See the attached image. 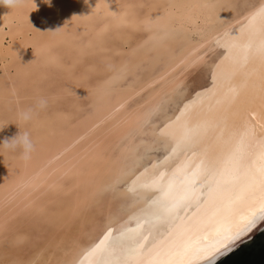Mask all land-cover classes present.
I'll list each match as a JSON object with an SVG mask.
<instances>
[{"label":"bare ground","instance_id":"bare-ground-1","mask_svg":"<svg viewBox=\"0 0 264 264\" xmlns=\"http://www.w3.org/2000/svg\"><path fill=\"white\" fill-rule=\"evenodd\" d=\"M233 3L234 0H148L146 4L142 0H50L49 4L45 0H25L19 6L21 11L0 6V59L15 70L13 77L6 74L0 80V97L9 86L16 92L11 83L14 76L20 75L19 80L24 82L29 75L31 84L45 76L38 73L41 69L36 72L39 66L47 71L62 68L69 80L66 93L79 91V95L90 97L102 108L101 116L93 121L88 117V123H84L88 127L72 138L66 129L73 125L75 114L60 106L38 113L30 121L35 140L44 145V153L40 152L44 160L38 169L29 167L24 180L0 183V245L12 250L15 244L25 242L29 238L26 227L42 218L51 225L64 222L67 226L79 208L94 206L104 193L112 192L119 198L126 217L134 220L132 225L120 227L119 237L132 242L118 264H208L264 225V32L252 29L248 34L245 43L254 52L249 54V68L244 65L240 69L243 79L236 81L232 73L225 74L222 83L231 84L235 90V97L227 105L217 106L200 124L188 122L183 115L171 121L172 114L167 110L169 103L175 104L184 94L178 76L200 61L213 42L219 43V36L224 40L231 34L226 13ZM141 8L147 14L140 13ZM150 16L153 23L146 27L145 20ZM126 30L145 34L129 49L110 42L112 35L120 40ZM4 35L10 38L8 47L1 45ZM259 45L263 49L257 52ZM162 58L168 61L153 74ZM143 67L146 73L137 75ZM95 75L101 78L89 84L87 80ZM145 96L154 99L153 114H160L166 123L158 131L150 110L142 107ZM137 97L135 108L128 107ZM146 124L151 126L152 142L139 138L126 149L121 148L118 160L112 157L110 149L116 139L143 136ZM17 125L22 126L19 119ZM8 132L5 126L3 133ZM98 135L107 136L106 145L97 144L94 138ZM53 136H63L69 143ZM160 147L162 152L163 148H183L187 155L179 158L164 176L150 181L151 165L144 164L143 159ZM133 181L136 187L128 192L129 187L123 186ZM73 191L77 197L82 196L77 202L71 199L70 205L67 196ZM17 201L20 204L15 207ZM8 202L12 204L5 207ZM94 212L81 216L82 222L76 223L77 235L52 237L50 264L109 263L110 238L100 237L95 227L87 232L86 241L79 238ZM142 217L151 219L143 232L139 223ZM117 219L118 215L108 210L101 222L106 228Z\"/></svg>","mask_w":264,"mask_h":264},{"label":"rangeland","instance_id":"rangeland-1","mask_svg":"<svg viewBox=\"0 0 264 264\" xmlns=\"http://www.w3.org/2000/svg\"><path fill=\"white\" fill-rule=\"evenodd\" d=\"M142 1L146 4L148 0H142ZM17 10L18 11L20 10L19 7H17ZM157 10L162 11L161 7H158ZM139 12L143 14L144 13L147 14L145 8H141ZM258 19H260V22H257ZM226 20L230 22V25L228 26V30L231 32V34L229 35V37L223 40V38H221L223 36H219L220 42L219 43L213 42L215 44L212 46L213 49L210 48L212 50L210 49L205 50L203 52V57L200 61L196 62L194 65H192L190 68H188L178 76V79L180 81V82L178 81L179 88H183L185 90H184V94H182L183 96L177 99L175 104L169 103L168 105L167 110L169 113L172 114L171 121H174L175 118L181 117L183 115L185 117V120H188V122L191 121V123L200 124L206 118V116H208L211 113V111L213 112L217 109V106L218 107L225 106L235 97V90L233 86L231 84L222 83V80L225 78L224 77L225 74L227 75L229 73H232L233 75L232 78H235L236 81L242 80L244 76H243V72H241L240 69L245 66L246 68H249V66L251 65L252 57L249 54L252 55L254 51L252 52V50L249 49V47L246 45L245 42L248 41V34L252 29H257L262 33L264 32V0H234V3L226 13ZM151 23H153L152 16H150L149 19L147 18L145 20L144 25L146 27H149ZM79 32L80 31L78 30L76 34L78 35ZM143 34H145L144 31L132 32L130 30H126L124 33L122 32V34L120 35V40H115L116 37L112 35V39H110V42L114 41L120 47L124 46L123 47L124 49H129L138 43V40H140L143 37ZM3 38L4 40L2 41L1 45L4 47H8V45L10 44L9 36L4 35ZM123 39L126 40V43L122 41ZM82 40L79 39L78 42L79 41L81 42ZM255 49L257 50V52H259L263 49V45L261 46L259 45ZM246 57L248 59H246ZM96 60H97V64L99 66H102L99 58H96ZM246 60L248 61L246 62ZM167 61H168L167 58H162L160 62L156 65V67L152 70V73L154 74V72L156 73L157 71L161 70L164 66L163 63ZM236 65L239 68H237ZM45 69L46 68L43 66L38 67L36 72L40 70L38 73L39 74L44 73L45 76L44 78L42 77V79H39L40 81L39 80L35 81V83L32 82L34 80V76L33 75L30 76L32 82L31 84L30 82H28L29 75L25 77L26 80L24 82H21L19 80L21 79L20 75L14 76V78H12L11 80V83L12 85L16 86V92H12L13 86H9V90L6 93H4V96L0 97L1 100L0 128H2L0 129V143L4 142L5 139L13 138L15 135L18 134L20 129L21 132L28 131L30 133V136L35 146V150L32 153L31 158L28 160H24V159L22 160L18 151L8 150L5 149L2 145H0V156H1L0 183L8 182L10 180H18V181L24 180L27 177L28 172L30 170L29 167H32L33 169H38V167H41L43 164L42 160H44V156H43L44 145L41 146L35 140L34 137L35 130L31 128L32 127L31 122H28L26 124L22 123V126L20 125V127L17 125L18 112L22 109L33 106L38 97H45L47 100H49L47 107L43 110H40L38 113H43L46 111L51 112L53 109H55V107L60 106L65 111H69L75 114L72 117L73 125L67 127L66 129V134H69L68 136L69 138L76 136V134L85 130L88 127L89 124L84 126V123L85 121L87 122L88 117H91L92 118L91 121H93L96 120L99 116H101L100 114L102 108L97 107V105L91 101L90 97L86 98L84 96L79 95L80 94L79 91L69 94L66 93L67 92L66 86L69 85V80H67L66 78V70L61 68V69H48L47 71ZM146 70L147 69L143 67V71H137L136 74L139 76H143V74L146 73ZM230 70L231 72H228ZM234 71L236 72L233 73ZM6 74H10L13 77V75H15V70H13L12 65H9L8 68V63L6 60L3 61L2 59H0V80L4 76H6ZM129 75L127 76V80L130 81L132 76ZM99 78H101L100 75H95V77H90L87 81L89 84H92L95 82V80H98ZM26 81L28 84L26 83ZM137 98L131 100L128 103V107L135 108V104L139 100V97ZM146 98L147 96H145V102L143 103L142 107L150 110V114H152V119L153 121H155L156 130L158 131L160 130V128H164L166 123L164 121H161L162 119L159 118L160 114L159 115L153 114L154 111H152V108L155 105L154 99L148 100V98L147 99ZM70 102H72L73 104ZM197 107H199V109ZM209 107L211 110H209ZM192 110L194 111L196 110V111L194 112ZM188 112H190L189 115L191 117L188 115ZM200 114H202L201 115L202 117L200 116ZM5 126L9 127L8 133H3ZM150 128H151L150 124H146L144 126L145 132L143 136L133 134L129 136V138L127 137L122 140L116 139L113 142L112 147L110 149V152L112 153V157L118 160V157L121 156L122 153L121 148L126 149L128 146H131L136 141H138L139 138H142L147 142H152L151 140L153 139V136L149 134ZM63 136H60V138L59 137L57 138V136L56 137L53 136L52 138H57L58 140H61L63 143L68 144L69 140L64 141L65 137ZM106 137L98 135V137L94 138V140L97 141L98 145L100 144L106 145V143L108 142V138ZM180 149L177 150L168 149L169 151L168 150L166 151V149L164 150L163 148V152H162V147H160L158 149H155L151 152L149 151V153H147L146 156L147 158L145 157L144 158L145 160L143 159V161L144 164L149 166L151 165L149 167V171L151 173L149 177L150 181L151 180L153 181L154 178L155 179L157 177L159 178L162 175L164 176L168 171H170V169L175 164H177L179 158H182L183 156L187 155V153H185L186 149L183 148L181 150ZM173 151H175L177 155L174 154ZM40 152L43 153L41 154ZM162 157L163 159L161 161L160 158ZM168 159H170V161ZM22 166H23V170H22ZM165 166L168 167L165 168ZM138 171H141V169H138ZM152 171L154 172L152 173ZM138 177L141 180L145 181L143 176L139 175ZM68 182H70V180H68ZM66 185L69 184L66 182ZM126 185H124L123 187H125L126 189H128L129 187L128 192H131L136 187V182L133 181V183L131 182L130 184H126ZM72 193L73 194L71 196L70 194L67 196L68 203L70 205L73 203L71 199H73L74 202H77L78 199H80L82 196V194H80L77 197V192L74 191ZM38 198L40 197L37 196V199ZM13 199L15 200L16 198L14 197ZM6 201L8 200L6 199ZM12 202H8L5 207L10 206ZM19 202L20 201H17L14 206L16 207L17 205H19L20 204ZM65 202H66V197L64 198V203ZM119 202H120L119 198L117 196H114L113 192L104 193L101 196V199L94 206L91 205V207L88 208L85 207L82 209L79 208L78 210L79 212L77 213V216H73L74 219L70 221L69 225L67 223V226L66 224H64V222H61L58 225L55 224L51 225V223H49L44 218L37 220V224L34 225L31 224L26 227L29 237L28 240H26L23 243L15 244V247L12 250H10L8 245H4V244L0 245V264H50L53 258L52 253L54 252L53 242H52L54 240H52V237L58 239V235L60 237L72 236V234L77 235L78 232L76 231V223L79 224L80 222H82L80 221L81 216L85 215L86 213L92 210L95 211L92 216L93 220L91 221V223H87L83 225V230L85 231V233L81 234L79 238L80 240L86 241L87 232L90 231L91 228L95 227L96 228L95 233H99L100 237L103 238L108 237L107 239L110 238L108 240L109 242H107V248H109L110 244H112V249L109 251V253L112 255V258L110 259L108 264H118V262L122 259L125 253L124 252L125 248L127 247V245H129V243L132 242L128 239L119 237L120 227L124 224L132 225L134 223L133 222L134 220L132 218L126 217V211L121 206H119L120 205ZM57 204L63 205L62 202H59ZM53 208L54 206H52L49 210ZM108 210H112V212L117 214L118 219L116 222L112 224V226L104 228L101 220L103 219L104 214ZM75 212L76 211H74L73 213ZM5 215L6 214H4V216ZM150 221H151L150 218L142 217L140 219L139 223H140L141 232L146 230V226L148 225V223H150ZM25 223L29 224V221H25ZM8 224H11L10 220L8 221ZM6 249L10 251L8 252L6 251Z\"/></svg>","mask_w":264,"mask_h":264},{"label":"clouds","instance_id":"clouds-1","mask_svg":"<svg viewBox=\"0 0 264 264\" xmlns=\"http://www.w3.org/2000/svg\"><path fill=\"white\" fill-rule=\"evenodd\" d=\"M24 0H0V6H4L8 9L22 6ZM45 3L50 4V0H45ZM87 3V0H85ZM48 100L45 97H38L35 104L31 107L22 109L18 112V119L22 123H28L34 119L40 110L47 107ZM2 129V128H0ZM5 149L18 151L21 158L28 160L31 158L32 153L35 150L33 140L28 131L19 132L11 139H5L4 142L0 143Z\"/></svg>","mask_w":264,"mask_h":264},{"label":"water","instance_id":"water-1","mask_svg":"<svg viewBox=\"0 0 264 264\" xmlns=\"http://www.w3.org/2000/svg\"><path fill=\"white\" fill-rule=\"evenodd\" d=\"M208 264H264V225Z\"/></svg>","mask_w":264,"mask_h":264}]
</instances>
